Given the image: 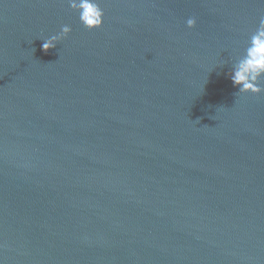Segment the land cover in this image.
I'll return each instance as SVG.
<instances>
[{
    "label": "water",
    "instance_id": "obj_1",
    "mask_svg": "<svg viewBox=\"0 0 264 264\" xmlns=\"http://www.w3.org/2000/svg\"><path fill=\"white\" fill-rule=\"evenodd\" d=\"M98 2L0 0V261L264 264V0Z\"/></svg>",
    "mask_w": 264,
    "mask_h": 264
},
{
    "label": "clouds",
    "instance_id": "obj_2",
    "mask_svg": "<svg viewBox=\"0 0 264 264\" xmlns=\"http://www.w3.org/2000/svg\"><path fill=\"white\" fill-rule=\"evenodd\" d=\"M69 7L78 13L79 21L88 30L103 27L104 11L98 0H67ZM187 27L196 25L195 18H188ZM69 25H63L60 31L42 39V50L47 52L56 47L71 33ZM229 78L234 87L238 88L237 94L251 93L258 95L264 92L261 82L264 81V17H261L258 26L251 34L244 52L233 63ZM2 264V261H0Z\"/></svg>",
    "mask_w": 264,
    "mask_h": 264
}]
</instances>
